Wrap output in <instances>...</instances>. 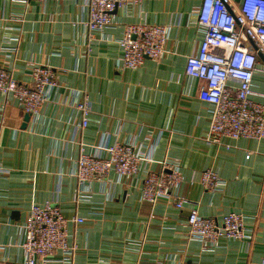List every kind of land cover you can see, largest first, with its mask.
<instances>
[{"label": "crops", "instance_id": "0c3cea01", "mask_svg": "<svg viewBox=\"0 0 264 264\" xmlns=\"http://www.w3.org/2000/svg\"><path fill=\"white\" fill-rule=\"evenodd\" d=\"M202 2L133 0L114 12V23L90 32L87 0H0V66L25 84L42 65L57 79L28 121L19 100L0 92V264H24L22 226L34 205L47 202L67 219L83 218L68 223L76 251L64 264L262 263L264 138L209 142L213 107L199 98L204 82L185 75L187 57L203 38L195 22ZM131 24L167 26L164 55L124 67L120 40ZM253 83L264 92V73ZM253 99L264 105V96ZM83 100L91 106L85 127L77 108ZM127 141L151 155L139 173L111 171L105 182L82 188L75 175L81 147L105 156L99 144ZM166 165L182 172V209L167 199H142L147 171ZM207 169L222 180L214 192L201 184ZM193 207L218 221L242 214L247 239L206 243L189 234Z\"/></svg>", "mask_w": 264, "mask_h": 264}, {"label": "built area", "instance_id": "2783aa9c", "mask_svg": "<svg viewBox=\"0 0 264 264\" xmlns=\"http://www.w3.org/2000/svg\"><path fill=\"white\" fill-rule=\"evenodd\" d=\"M28 2V0H14ZM45 1V0H40ZM64 2L65 0H57ZM133 0H87L89 17L86 26L90 32L101 31L114 23V12L126 9ZM196 25L203 38L196 52L187 57L185 75L204 82L199 98L212 105L209 142L220 143L223 138H264V105L254 96L264 92L254 89V76L264 73L259 54L264 55V0H203L196 9ZM169 28L157 24L128 25L120 40L123 48V66L139 68L146 59H159L164 55ZM32 83L17 80L12 72L0 66V92L12 95L22 104L24 112L38 114L47 101L48 87L57 85L56 72L49 66H36ZM82 113V126L89 123L91 106L88 100L77 105ZM97 149L105 152H86L81 147L76 165V178L83 188L90 182H105L111 171L121 177L139 173L151 155L143 153L133 141L120 142ZM182 172L176 165H166L161 171L148 170L142 184V199L154 203L170 200L182 209L185 198L177 189ZM222 180L212 169L202 172L201 184L209 192L217 190ZM80 223L83 218L67 219L54 202L34 205L22 226L21 247L24 264H64L73 258L76 246L69 243L68 223ZM189 234L206 243L222 239H247L244 217L230 213L218 221L191 208L187 217ZM264 264V258L262 263Z\"/></svg>", "mask_w": 264, "mask_h": 264}, {"label": "water", "instance_id": "95a60500", "mask_svg": "<svg viewBox=\"0 0 264 264\" xmlns=\"http://www.w3.org/2000/svg\"><path fill=\"white\" fill-rule=\"evenodd\" d=\"M261 60L264 62V55L263 54H259ZM30 114L26 113V116H25V121H28L30 119Z\"/></svg>", "mask_w": 264, "mask_h": 264}]
</instances>
